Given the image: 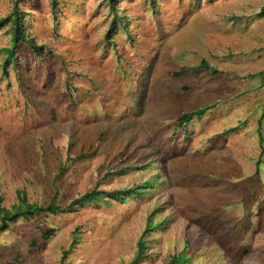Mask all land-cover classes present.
Listing matches in <instances>:
<instances>
[{"label": "rangeland", "instance_id": "1", "mask_svg": "<svg viewBox=\"0 0 264 264\" xmlns=\"http://www.w3.org/2000/svg\"><path fill=\"white\" fill-rule=\"evenodd\" d=\"M15 5L38 50L0 28L1 205L139 190L18 219L0 264H264V0Z\"/></svg>", "mask_w": 264, "mask_h": 264}, {"label": "trees", "instance_id": "2", "mask_svg": "<svg viewBox=\"0 0 264 264\" xmlns=\"http://www.w3.org/2000/svg\"><path fill=\"white\" fill-rule=\"evenodd\" d=\"M150 1L152 5L155 4V0H150ZM110 2H111V6L114 7L116 0H110ZM23 14L24 12L19 11L18 7H16L15 5L13 10L8 15H6L3 18H0V28H2L6 23L12 24L13 46L3 48V50L10 56H14L13 47L17 46V43L20 41L27 43L28 46H30V48H33V52H37L38 50V47H36V44L34 43L33 37L29 36L24 31L23 21L21 20ZM115 22L116 21L112 22L111 28L106 33V38L110 37ZM200 67H205L213 73L217 72L215 68H212L204 60L201 62ZM207 108H209V106H205L203 108H198L193 111L183 113L181 116L177 118V121L180 125H184L185 123L189 122L194 116L203 115ZM146 185L147 184L144 183L141 187L142 188L147 187ZM138 190L139 187H133L132 189H125V190H117L114 192H105L94 189L93 191L83 193L82 195L71 200V202H69L64 206H61L53 202H50L47 205H41L35 202H28L29 200L25 192L23 190H18L16 202L12 203L9 207L2 206L1 198H0V231L7 230L11 223L16 222L20 218L29 219L47 214L73 212L85 204L93 203L98 200L106 201V199H114L118 202H123L125 200L124 198L125 196H131L134 193L138 192ZM54 231L55 230L53 228L42 231V236H43L42 238L46 239L47 237L51 236L54 233ZM144 247H145L144 243H142L141 241L138 242V250L136 252L137 254L135 255V258L133 259L131 264H136L141 260V258L144 256L142 253V249ZM67 252L68 250L64 251V255L62 259L65 258ZM178 260H179L178 257L176 255H173V257L171 258L168 264H179L177 262Z\"/></svg>", "mask_w": 264, "mask_h": 264}]
</instances>
